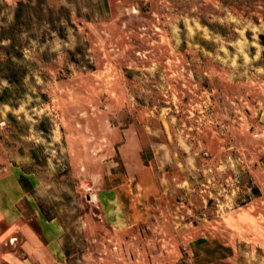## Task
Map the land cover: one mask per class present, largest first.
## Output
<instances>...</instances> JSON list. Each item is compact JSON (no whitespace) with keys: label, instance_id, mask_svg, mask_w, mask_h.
<instances>
[{"label":"rangeland","instance_id":"374dc122","mask_svg":"<svg viewBox=\"0 0 264 264\" xmlns=\"http://www.w3.org/2000/svg\"><path fill=\"white\" fill-rule=\"evenodd\" d=\"M0 264H264V0H0Z\"/></svg>","mask_w":264,"mask_h":264}]
</instances>
